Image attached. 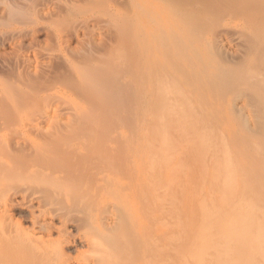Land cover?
Wrapping results in <instances>:
<instances>
[{
  "label": "rangeland",
  "instance_id": "obj_1",
  "mask_svg": "<svg viewBox=\"0 0 264 264\" xmlns=\"http://www.w3.org/2000/svg\"><path fill=\"white\" fill-rule=\"evenodd\" d=\"M15 192L0 264H264V0H0Z\"/></svg>",
  "mask_w": 264,
  "mask_h": 264
},
{
  "label": "bare ground",
  "instance_id": "obj_2",
  "mask_svg": "<svg viewBox=\"0 0 264 264\" xmlns=\"http://www.w3.org/2000/svg\"><path fill=\"white\" fill-rule=\"evenodd\" d=\"M8 169H10V168H8ZM8 169H6V170L8 171ZM3 174L6 175V173H2V176H3ZM18 194H20V193L19 192H15L13 194H10L8 197L4 198L1 201V203H0V210L5 212L6 209L8 208V206H11L12 204H14V199H15V197ZM40 213H42V216H44V220H42V221H40L41 219L36 220V222H34V227H35L34 231L32 233H27V234L23 233V234H21L19 239H20V242L23 245H26V246H28L30 248H33L34 250L38 251L41 256L46 258L50 249H49L48 243H46V238H45V234H44V231L46 230V227L49 224L46 221L45 217H47V214H50V213H48V212H46L44 210H40ZM238 225H239V223L236 226H238ZM96 238L97 237H94L91 240V242L93 243L94 250L98 253L96 255V260L97 261H95V263H97V264H107L109 256H105L104 257L105 254L102 253V250H103L102 247L103 246L101 245V242H100L101 240L100 239L97 240ZM258 240H260V239H258ZM261 244L264 245V239L260 241V245ZM250 252L251 251L248 250V253L246 254V256L249 255ZM85 264H91V262L87 261Z\"/></svg>",
  "mask_w": 264,
  "mask_h": 264
}]
</instances>
